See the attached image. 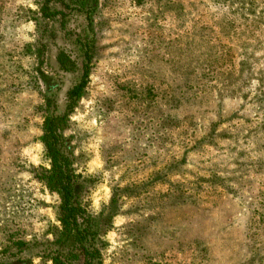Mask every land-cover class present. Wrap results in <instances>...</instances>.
I'll return each mask as SVG.
<instances>
[{
    "label": "rangeland",
    "instance_id": "374dc122",
    "mask_svg": "<svg viewBox=\"0 0 264 264\" xmlns=\"http://www.w3.org/2000/svg\"><path fill=\"white\" fill-rule=\"evenodd\" d=\"M0 264H264V0H0Z\"/></svg>",
    "mask_w": 264,
    "mask_h": 264
},
{
    "label": "trees",
    "instance_id": "16d2710c",
    "mask_svg": "<svg viewBox=\"0 0 264 264\" xmlns=\"http://www.w3.org/2000/svg\"><path fill=\"white\" fill-rule=\"evenodd\" d=\"M63 61L66 60L69 62V65L72 64V61L66 56H63ZM49 148V151L53 157L52 162V170L48 173L45 178L47 179V184L50 187H61L63 190V198L64 202L62 205V214H61V221L63 224L64 232L63 234L71 233V230H73V226L75 224L74 217L72 215V212L76 210V208L73 206V202H71L72 196H73V182H71V176L68 174L66 175L62 164L58 161L59 152L56 149V145L51 142L47 146Z\"/></svg>",
    "mask_w": 264,
    "mask_h": 264
}]
</instances>
